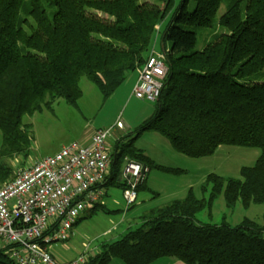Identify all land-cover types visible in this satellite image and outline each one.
Here are the masks:
<instances>
[{
	"label": "trees",
	"instance_id": "16d2710c",
	"mask_svg": "<svg viewBox=\"0 0 264 264\" xmlns=\"http://www.w3.org/2000/svg\"><path fill=\"white\" fill-rule=\"evenodd\" d=\"M187 1L0 0V158L26 157L30 124L23 116L50 109L58 98L76 105L81 77L105 99L128 72L138 76L159 34L167 69L154 112L106 149L107 175L99 187L123 192L126 160L148 171L172 170L135 147L144 131L164 136L192 158L212 155L222 145L260 150L253 165L240 167L238 178L208 173L200 197L189 189L184 197L149 209L135 227L102 242L84 264H108L111 258L151 264L164 257L185 264H264V224L247 217L234 226L195 219L200 210L210 212L220 194L228 208L237 202L243 207L264 203V79L256 80L264 67V0H192L191 15L181 17ZM221 3L225 10L217 23L226 31L213 32L201 49H194L196 32L178 21L196 19L211 27ZM17 171L1 162L0 187ZM147 173L136 190L144 187ZM100 198L80 215L98 210ZM8 249L0 247V264H15Z\"/></svg>",
	"mask_w": 264,
	"mask_h": 264
},
{
	"label": "rangeland",
	"instance_id": "374dc122",
	"mask_svg": "<svg viewBox=\"0 0 264 264\" xmlns=\"http://www.w3.org/2000/svg\"><path fill=\"white\" fill-rule=\"evenodd\" d=\"M178 4L180 0H174ZM192 0H188L186 7L179 10V16L191 15ZM221 3L216 11L211 27H203L193 22L181 19L178 24L196 32L197 41L194 49H201L213 32H225L219 26L217 19L224 12ZM170 17L160 25V30L168 23ZM160 34L155 41L156 52L161 50ZM168 45V44H167ZM8 58H12L7 54ZM263 74L256 80L264 79ZM137 72H128L121 84L107 98H103L97 87L86 77H81L79 85L81 95L76 105L67 104L58 98L50 109H43L32 115H24L23 123L30 124L28 154L26 157L15 155L12 159L0 158L14 170L28 167L34 160L53 155L63 145L70 142L86 144L88 134L96 128H111L106 140V149L112 150L115 138L129 134L138 124L154 112V101L136 98L132 95ZM116 122L122 128L116 127ZM1 142V133H0ZM134 145L143 150L154 163L169 169L151 168L146 177L145 186L136 190V198L129 206L125 202L120 187L107 186L101 189V206L94 213L84 212L67 233L65 241H51L47 244L49 252L56 260L69 261L84 255H94L104 241L118 238L129 226L135 227L139 216L149 209L160 206L169 200L184 197L189 189L200 197V185L210 172L221 176L239 177L241 166L254 164L260 150L256 147L222 145L212 155L192 158L176 151L167 138L154 132L144 131L136 137ZM176 171H174V170ZM207 196L206 194L204 195ZM103 208V210H102ZM247 217L264 224V203H251L243 207L237 202L228 208L222 194L212 202L210 212L203 209L195 214V219L201 223L221 224L230 226L238 224ZM185 264L173 257H164L151 264ZM108 264H125L118 258H111Z\"/></svg>",
	"mask_w": 264,
	"mask_h": 264
},
{
	"label": "built area",
	"instance_id": "2783aa9c",
	"mask_svg": "<svg viewBox=\"0 0 264 264\" xmlns=\"http://www.w3.org/2000/svg\"><path fill=\"white\" fill-rule=\"evenodd\" d=\"M166 69L163 54L152 50L138 71L132 95L155 101ZM116 127L122 128V124L116 122ZM110 131H93L87 144L63 145L55 154L18 170L13 180L0 187V247L9 246L15 264L85 263L84 255L59 262L46 246L51 241H65L80 213L99 200V183L104 182L109 164L106 139ZM147 172L148 167L141 163L125 161L121 177L127 184L123 191L127 205L134 202L136 184Z\"/></svg>",
	"mask_w": 264,
	"mask_h": 264
},
{
	"label": "crops",
	"instance_id": "0c3cea01",
	"mask_svg": "<svg viewBox=\"0 0 264 264\" xmlns=\"http://www.w3.org/2000/svg\"><path fill=\"white\" fill-rule=\"evenodd\" d=\"M153 51H155L154 48H153ZM136 79H137V78L135 77V82H136ZM135 82H134V83H135ZM133 86H134V84H133ZM94 130H95V129H94ZM94 130H93V131H94ZM93 131H91V132L88 134L87 142L90 140V136H91V134H92ZM120 134H121V133H120ZM86 144H87V143H86ZM149 171H150V170H149ZM149 171H148V173H149ZM148 173H147V174H148ZM146 177H147V175H146ZM145 183H146V179H145ZM144 186H145V184H144ZM161 259H163V258H161ZM161 259H158V260L160 261ZM158 260H157V261H158ZM61 262H66V261H61ZM174 264H178V263L175 262Z\"/></svg>",
	"mask_w": 264,
	"mask_h": 264
}]
</instances>
